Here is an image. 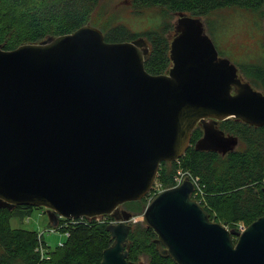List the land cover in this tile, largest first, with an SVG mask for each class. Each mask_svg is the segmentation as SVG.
Returning <instances> with one entry per match:
<instances>
[{"label":"water","instance_id":"water-1","mask_svg":"<svg viewBox=\"0 0 264 264\" xmlns=\"http://www.w3.org/2000/svg\"><path fill=\"white\" fill-rule=\"evenodd\" d=\"M148 53L143 38L106 42L89 24L0 47V208L44 209L53 228L60 219L114 217L100 264H143L128 260L133 216H117V206L145 198L160 164L182 158L196 128V151L225 156L240 141L217 122L264 127V94L218 56L201 17L175 13L166 73L145 70ZM193 190L186 178L146 204L142 221L158 255L174 264H264V213L229 229L210 220Z\"/></svg>","mask_w":264,"mask_h":264},{"label":"trees","instance_id":"trees-1","mask_svg":"<svg viewBox=\"0 0 264 264\" xmlns=\"http://www.w3.org/2000/svg\"><path fill=\"white\" fill-rule=\"evenodd\" d=\"M128 1L137 15L155 7L161 9L162 13L155 12L158 17L170 12H182L191 17H208L220 9L232 7L253 13L264 6V0ZM101 2L102 0H0V47L14 50L20 45L71 34L80 27L91 24L102 32L106 42L146 37L151 50L144 61L145 70L151 75L166 73L171 66L169 47L164 37L167 27H163L164 30L160 33L146 31L142 34L132 33L121 24V27H113V31L109 32L105 30L108 24L104 27L103 22L95 19L100 16L97 7ZM251 73L254 83L264 88V67L257 66ZM223 123L226 124L223 129L233 132L235 135L229 134L239 138L240 144L236 151L225 156L196 151L193 145L201 135L196 128L192 132L185 155L176 162L160 164L157 182L163 190L173 187L178 170L188 173V178H197L205 201L200 205L209 214L210 220L237 230L239 225L246 227L264 213V127L254 128L232 119ZM153 193L154 189L142 200L129 203V209L137 215L143 212L141 210L153 197ZM34 209L0 208V264H100L102 251L110 246L111 241L106 225L83 219L75 220L67 228L61 229L69 233L63 246H57L51 251L43 237H38V232L13 229L10 226V220L18 215V211L21 212L20 215L29 217ZM64 222L65 220H61L59 224L63 225ZM147 231L153 235L151 230L139 226L133 227L129 232L128 260L137 263L141 256H145L148 264H174L171 259L158 255ZM40 244L45 247L44 255L37 250Z\"/></svg>","mask_w":264,"mask_h":264},{"label":"rangeland","instance_id":"rangeland-1","mask_svg":"<svg viewBox=\"0 0 264 264\" xmlns=\"http://www.w3.org/2000/svg\"><path fill=\"white\" fill-rule=\"evenodd\" d=\"M97 10L100 16H96L95 19L103 22L104 27L108 24V26L106 25L107 27L105 30L109 32L113 31L111 30L113 27L120 26L121 24L132 33L142 34L146 31L160 33L164 30H162L163 27H167L164 30V37L169 47L171 35L173 33L172 24L175 20V16H173L174 12L158 17L156 13H162V11L161 9L155 7L137 15L133 12L131 6H129L128 0H102L100 6L97 7ZM227 10L216 11L208 17H201L204 21L206 32L210 39L220 47V50L225 48L230 55L236 59L234 62L235 64H239L241 74L247 79V81H249L255 88L260 89L251 77V71L254 70L255 67H264V43L263 41L261 43V41L258 40L257 35L255 37H251L252 30L257 33L258 27H256L253 23L259 18L255 15V12L248 13L241 8L232 7L230 11ZM219 12L222 14H219ZM151 16H154L157 19L151 18ZM224 28L227 33L222 34ZM248 29L250 30V33ZM231 62L233 63V61ZM250 68L252 69L250 70ZM237 122L241 123L239 121ZM225 126L226 124L223 122L219 123L220 129L225 131V133L234 134L233 132L223 129ZM155 181H157V178ZM161 190L163 189L161 188ZM19 213L21 212L18 211V215L10 220L11 228L38 232V234L43 237L42 239L46 243V246H48V250H54L58 246L59 242H63L65 240V236L61 232L51 230L52 227L49 225L47 215L40 211V209L35 208L29 214V217H25ZM142 213L143 212H140L138 215H134L131 220V229L137 226L146 229V226L142 221ZM83 220L87 222L93 221L95 224L103 225H107L109 221L105 218V216H96L89 219L83 218ZM147 232L148 235L153 238L152 233L149 231ZM41 247L42 249L45 248L42 244ZM138 262L148 264V259L145 256H141Z\"/></svg>","mask_w":264,"mask_h":264},{"label":"flooded vegetation","instance_id":"flooded-vegetation-1","mask_svg":"<svg viewBox=\"0 0 264 264\" xmlns=\"http://www.w3.org/2000/svg\"><path fill=\"white\" fill-rule=\"evenodd\" d=\"M221 10H224V11H226L227 9H220V10H218V11H221ZM231 9H229V10H227V11H230ZM219 14H222V13H220L219 12ZM255 15L259 18V19H257V20H255L254 21V25L256 26V27H258L257 29V33L256 32H253V30L251 31L252 32V34H251V37L253 36V37H255L256 35L258 36V40H260L261 41V43H262V41H263V43H264V7H261V9L260 10H257L256 12H255ZM173 16H175V13H173ZM261 19V20H260ZM175 21V20H174ZM174 21H173V24H172V28H173V31H174ZM203 23H204V21H203ZM204 27H205V25H204ZM243 28V27H242ZM205 30H206V28H205ZM243 31V30H242ZM248 31H249V33H250V30L248 29ZM223 33L222 34H225V33H227V32H225V28H224V30L222 31ZM207 33V32H206ZM172 37H173V33H172V35H171V39H172ZM138 38H143L144 39V41H145V43H146V47L149 49V51L151 50V44H150V42L147 40V38L146 37H136V38H134V39H132L131 41H133V40H136V39H138ZM212 41V40H211ZM124 42V41H123ZM213 42V41H212ZM213 44H214V46H215V48H216V51H217V54H218V56L220 57V58H225V59H228L230 62L231 61H233V65L237 68V70H238V76L242 79V81H245V82H247V83H249L250 85H251V87L253 88V89H255V90H257V91H259V92H261V93H263L264 94V88H262L261 86H258L260 89H257V88H255L249 81H247V79L241 74V71H240V69H239V64L238 63H236L235 64V60L236 59H234V57L232 56V55H230V53L225 49V48H223V50L221 49H219L220 47L218 46V45H216L214 42H213ZM225 55H227V56H225ZM262 85H263V83H262ZM238 121V120H237ZM221 122H224V121H221ZM221 122H217V124H216V128H218V129H220V127H219V123H221ZM239 122H241V121H239ZM242 123V122H241ZM242 124H244V123H242ZM244 125H246V124H244ZM247 126H249V125H247ZM250 127H252V126H250ZM254 128H261V127H254ZM198 129H199V131H200V137L202 136V130H201V128L200 127H198ZM221 130V129H220ZM221 131H223V130H221ZM224 132V131H223ZM225 133V132H224ZM225 134H228V133H225ZM230 135V134H229ZM233 136V135H232ZM199 137V138H200ZM198 138V139H199ZM136 202H138V201H136ZM129 203H132V202H129ZM129 203H124V204H121V205H119V206H117V212H116V215L117 216H119V215H121L122 216V212H129V213H131L132 214V216L134 217V215H136V212H134V211H132V210H130L129 209ZM144 210V209H143ZM40 211H42V212H44V209H40ZM105 218H107L109 221H108V224H117L118 223V221H116L115 219H114V217H112V216H105ZM107 224V225H108ZM127 224H129L130 226H131V222L130 223H127ZM106 225V226H107ZM132 227V226H131ZM146 229L147 230H151V229H148L147 227H146ZM131 230V229H130ZM152 231V230H151ZM153 232V231H152ZM129 235V234H128ZM111 240V239H110ZM129 240V239H128ZM155 240H156V235L154 234V232H153V238H152V241H153V243H154V245H155ZM111 242L112 241H110V245H111ZM130 242V241H129ZM148 263V262H147Z\"/></svg>","mask_w":264,"mask_h":264},{"label":"built area","instance_id":"built-area-1","mask_svg":"<svg viewBox=\"0 0 264 264\" xmlns=\"http://www.w3.org/2000/svg\"><path fill=\"white\" fill-rule=\"evenodd\" d=\"M189 175L188 173L186 172H183L182 170H178L177 173H176V176L174 178V186L176 185H179L181 184V182L188 178ZM192 181L193 185H194V190H193V193H192V198L197 201L199 204H202L204 203V194H203V191L201 189V187L199 186L198 184V179L195 178V179H191V178H188ZM152 189H154V193L153 195L157 194L158 192L161 191V185L159 182L155 181L154 184H153V187ZM83 218H80V219H68V220H65V219H60L59 222H58V225L56 227H52V231H58V232H61L64 236H65V239L69 237V233L67 231H61L62 227L64 228H67L69 226V224L71 223H74L75 220H82ZM61 220H65L64 224H59ZM245 227H243L242 225H239L238 227V231H242ZM41 235H38V237L40 238ZM59 247H62L63 246V242H59L58 244ZM39 253L41 255H44L45 253V250L42 249L41 247V244L39 245L38 249Z\"/></svg>","mask_w":264,"mask_h":264},{"label":"clouds","instance_id":"clouds-1","mask_svg":"<svg viewBox=\"0 0 264 264\" xmlns=\"http://www.w3.org/2000/svg\"><path fill=\"white\" fill-rule=\"evenodd\" d=\"M176 162V161H175ZM174 187V186H173Z\"/></svg>","mask_w":264,"mask_h":264}]
</instances>
